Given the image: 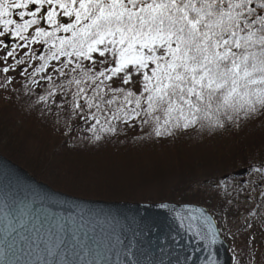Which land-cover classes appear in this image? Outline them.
I'll return each instance as SVG.
<instances>
[{"label":"snow or ice","instance_id":"6c2138e0","mask_svg":"<svg viewBox=\"0 0 264 264\" xmlns=\"http://www.w3.org/2000/svg\"><path fill=\"white\" fill-rule=\"evenodd\" d=\"M45 5L48 8L42 13ZM57 8L66 17L74 16V22L59 23ZM13 14L20 22L11 18ZM42 18L55 25V30L37 27L32 39L53 41L56 51L50 59L67 56L92 61L93 53L104 58L99 60L103 68L95 76L89 75L96 67L95 61L87 70L79 62L70 69L73 73L79 69L81 78L68 80L69 86L76 85L73 99L66 101L71 105L69 119L89 118L78 99L85 92L81 85L87 80L95 84L99 77L112 80L123 73L120 83L128 85L134 80L133 72L142 81L138 95L121 86L111 91L122 94L124 103H134L135 107L126 110L121 105L112 113V119L120 120L119 113L125 121L143 114L141 123L154 122L157 136L172 135L171 129L197 124L209 129L231 123L238 126L241 116H264V0H0V24L4 29L0 36L10 32L26 40L24 33ZM59 31L71 35L56 37ZM106 54H111L112 60ZM71 63L69 59L64 66ZM113 63L114 67H108ZM46 66L47 62L40 71ZM57 71L67 75L63 69ZM97 89L100 85L87 100L89 109L95 106L101 111V104L93 103L96 97L108 105L116 101V96L103 101ZM57 107L63 110L64 105ZM90 118L100 124L96 113ZM107 131L114 132L115 128ZM121 227L115 217L107 214L80 208L65 215L53 211L42 199L14 197L0 186V264H165L162 258L143 259L145 253L134 241L125 244ZM196 235L207 239V233ZM204 247L206 259H193L201 250L197 247L192 255L183 261L177 259L175 264H220L209 245Z\"/></svg>","mask_w":264,"mask_h":264},{"label":"trees","instance_id":"16d2710c","mask_svg":"<svg viewBox=\"0 0 264 264\" xmlns=\"http://www.w3.org/2000/svg\"><path fill=\"white\" fill-rule=\"evenodd\" d=\"M41 23L43 19L31 28L38 26L49 32V27ZM31 28L24 33L26 37ZM6 34L12 47L19 44V37L10 32ZM70 35L63 31L55 33L56 37ZM32 37L23 42L43 47L40 55L33 53L38 75L31 74L8 91L5 87L8 78L3 68L0 69V93H5L0 94V144L2 138L6 143L3 149L0 147V153L37 179L71 195L130 202L200 203L213 211L220 225L224 216H233L232 210L223 207L228 194L227 181L238 187L235 168L246 167L248 174L255 176L257 171L250 170L260 168L264 161L261 154L264 152V116L251 119L241 116L238 126L231 123L224 128L209 129L197 124L188 129H171L172 135L157 136L154 122L141 123L143 114L125 121L123 113H119L120 120L112 119V113L121 105L126 110L135 107L134 103L125 104L122 94L111 91L121 86L138 95L142 81L133 72L134 80L128 85L120 81L113 83L114 77L112 80L99 77L95 84L87 80L81 85L85 92L78 99L89 118L73 116L69 119L71 105L66 101L73 99L76 85L69 86L68 80L73 76L81 78L80 70L73 73L70 69L79 62L87 70L98 60L99 53H93L92 61L60 56L49 63V57L56 51L53 41L45 42L46 38L33 41ZM55 43L59 46L58 40ZM69 59L72 63L65 67ZM45 62L47 66L40 71ZM94 68L90 76H95L92 75ZM58 69H63L67 75L61 76ZM97 85H100L97 90L103 101L117 97L111 105L96 97L93 103H100L101 111L87 106ZM50 92L53 95H49ZM41 96L46 99L41 100ZM61 104L63 110L57 107ZM91 113H96L100 124L90 118ZM109 127L115 131H107ZM116 183L120 190L115 192ZM234 261L247 264L242 256L240 261L237 257Z\"/></svg>","mask_w":264,"mask_h":264},{"label":"water","instance_id":"95a60500","mask_svg":"<svg viewBox=\"0 0 264 264\" xmlns=\"http://www.w3.org/2000/svg\"><path fill=\"white\" fill-rule=\"evenodd\" d=\"M244 172L239 170L236 174ZM0 186L14 197L42 199L53 211L65 215L85 208L115 217L122 226L119 231L125 244L134 241L137 248L145 253L143 259L162 258L165 264L169 261L175 264L177 259L183 261L185 256L192 255V250L199 247L201 250L193 255V259L198 262L201 257L207 258L208 252L204 246L208 244L220 264H232L228 244L222 238L211 213L203 205L105 201L69 195L37 180L1 154ZM203 217L210 219L205 221ZM197 232L207 233V239H201L196 235ZM213 235L216 237L214 244Z\"/></svg>","mask_w":264,"mask_h":264},{"label":"rangeland","instance_id":"374dc122","mask_svg":"<svg viewBox=\"0 0 264 264\" xmlns=\"http://www.w3.org/2000/svg\"><path fill=\"white\" fill-rule=\"evenodd\" d=\"M48 8V5H45L43 8V12H45ZM57 21L59 23H72L74 22L75 18L66 17L63 15V10L57 8ZM11 18H15L19 20V17L15 14L12 15ZM28 17H25L27 19ZM45 25L49 26L46 19H43ZM55 29V25H54ZM0 31H3V25L0 24ZM31 33H34V29L31 30ZM12 35V34H11ZM30 35V34H29ZM8 35L5 33L4 36H0V40L3 41V44H0V69L8 68V72L6 76L8 81H6V88L8 91L19 82L26 80L31 74L38 75L36 60L33 57V53L36 51H40L41 46L35 43H24L23 40L20 39L19 44H16L14 47L10 45L9 40L7 39ZM7 46V47H6ZM14 48L13 50H11ZM8 52H12L11 56L8 55ZM109 60H112L111 54H106ZM104 59L103 57H99L96 61V67L94 68L95 75L97 71L102 70L103 66L99 64V60ZM17 61H23V63L18 64ZM113 64H109L108 67H114ZM91 67V66H90ZM110 74V73H109ZM134 75V73H133ZM123 76V73L119 74V76H114L112 82L120 81V77ZM4 95L5 93H0ZM6 145L4 139L2 138V144H0L1 149L4 148ZM2 154V153H1ZM264 154V152H261ZM5 156V155H4ZM22 167V166H21ZM243 167V166H242ZM241 168L237 166L235 170ZM49 171V167L47 168ZM49 175V174H48ZM102 190V189H101ZM119 184L114 185V191H119ZM223 207L224 208H231L227 200H223ZM244 210V207L238 210H233V217H225L221 220L223 224V228L229 232L230 236L227 234V238L232 240V245L237 244L239 240V236L250 234L251 239H248L249 245L251 246L248 250H238L236 253L237 260L240 261L241 256L244 260H247V264H264V216L258 217V222L251 224L249 227L246 223L249 219V214ZM237 246V245H236ZM238 249V247H237Z\"/></svg>","mask_w":264,"mask_h":264},{"label":"flooded vegetation","instance_id":"af4514ba","mask_svg":"<svg viewBox=\"0 0 264 264\" xmlns=\"http://www.w3.org/2000/svg\"><path fill=\"white\" fill-rule=\"evenodd\" d=\"M262 176H264V169H262L260 181H248L246 179H242V186L239 184L238 187L233 186L231 184L232 182L227 181L229 183L226 186V188H228V193H230V189L234 192L232 197L234 198L236 206L238 207V209L244 207L243 211L249 214V219L258 218L254 214L258 209L264 210V195H262V193H264V179H262ZM248 220L246 224L249 226ZM226 233L230 236L228 231ZM226 233L225 237L227 238Z\"/></svg>","mask_w":264,"mask_h":264},{"label":"bare ground","instance_id":"6f19581e","mask_svg":"<svg viewBox=\"0 0 264 264\" xmlns=\"http://www.w3.org/2000/svg\"><path fill=\"white\" fill-rule=\"evenodd\" d=\"M51 62H53V59H49V63H51ZM79 70V69H78ZM1 85V84H0ZM229 199H230V196H229V194H227V196H226V200L227 201H229Z\"/></svg>","mask_w":264,"mask_h":264}]
</instances>
